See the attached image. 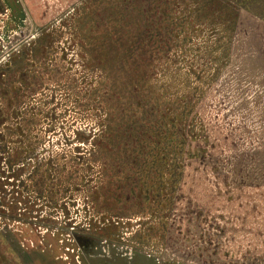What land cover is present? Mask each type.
<instances>
[{"label":"rangeland","instance_id":"1","mask_svg":"<svg viewBox=\"0 0 264 264\" xmlns=\"http://www.w3.org/2000/svg\"><path fill=\"white\" fill-rule=\"evenodd\" d=\"M126 2L135 0H0V264L198 263L205 226L198 234L202 217L186 209V197L178 210L158 211L159 193L146 197L141 185L105 171L111 158L95 146L99 118L129 103L120 89L140 85L141 74L145 95L165 78L199 77L205 122L221 128L214 163L226 173L241 160L246 177L262 171L264 190V0H168L172 12L154 18L185 22L179 32L167 25V64L151 61L147 40L143 69L134 46L102 52ZM174 45H185V61L174 63ZM241 196L250 207L251 196ZM230 228L219 238L248 245V225ZM189 244L195 259L177 254Z\"/></svg>","mask_w":264,"mask_h":264},{"label":"trees","instance_id":"2","mask_svg":"<svg viewBox=\"0 0 264 264\" xmlns=\"http://www.w3.org/2000/svg\"><path fill=\"white\" fill-rule=\"evenodd\" d=\"M131 3L126 2L123 15L121 14L119 18L116 17L118 20L113 21L114 31L107 33L108 36L111 35V38L107 37L103 42V54L108 55L112 47L116 49L117 45L124 42V47L129 48L126 49V53L132 50L133 46L135 47L133 53L143 69L145 63L149 65L150 62L144 49L149 39L152 41L147 43L150 46L152 44L149 54L152 53V56H155L154 59L151 58V61L157 60L158 63L167 64L168 53L165 54L164 51L169 48L171 41L166 42L164 32H179L185 20L162 21V17L154 18L155 15H160L159 13L168 16L172 12V3L170 6L168 0H135L134 5ZM134 15L137 17L133 21L131 19ZM200 19L201 17H197L196 23L200 24ZM167 25L171 27L169 31ZM120 30H123V33ZM193 30L194 28L190 31ZM186 31L181 30L185 39L188 36L185 35ZM136 34L138 40L134 39L133 35ZM178 37L177 33L174 41ZM88 43L91 50L95 43L90 41ZM153 44L161 46L155 51ZM174 47L176 48L174 63L185 61L186 52L183 51L185 45L180 47L174 45ZM102 66H105L104 63ZM162 69L164 72L167 71L164 67ZM193 70L195 74L198 71L197 68ZM134 78H137V75ZM198 78L195 80L198 82L196 84L181 82L175 78L172 80L165 78L160 87L156 84L157 89L150 88L145 95V80L141 74L140 85L132 81L133 85L120 89V92L131 95L129 103L124 104L125 107L123 104L121 106L115 104L113 108L116 112L105 111V118L102 119L103 116L99 118V125L103 131L96 140L95 146L103 151L106 149V153L111 158V163H107L105 171L107 170L110 174L117 172L116 175L131 181L132 185L134 182L141 185L140 189L146 197L159 193L158 197L154 198L157 201L158 211L161 212L168 207L178 210L179 202L186 197L188 205L186 209L189 208L188 210H191L195 217H202L200 224L196 226L197 233L199 234L200 229L205 226L202 229L205 244L202 246L206 250L203 255L197 254L200 259L197 264H264V190L261 191L257 181L262 178V171L258 178L253 177L252 171V177L249 176V178L245 176L241 160L232 162L229 166L230 171L226 173L222 169L223 166L220 168L214 163L213 157L219 150L221 128L210 126L205 122L206 110L202 105L204 87H201ZM176 89L180 92H176ZM181 90L186 91L181 92ZM210 102H212L211 97ZM209 105L207 106L209 108L213 106L212 103ZM208 130L211 132L210 135ZM113 150L115 152L112 153ZM15 158L19 159V156L16 155ZM248 181L251 182L250 185ZM253 181H256V184L252 185ZM248 186L251 187L249 193ZM161 193L165 195L163 196L165 201L159 199L162 196ZM241 195L251 196L252 200L248 204L253 203L250 207L247 204L245 208L241 207V200H243ZM225 196H229L228 199ZM254 196L258 197L256 201ZM224 202L230 209L226 208ZM221 209L229 212L228 217L224 216L220 219L216 214L213 215ZM172 222L174 225L177 219L174 218ZM234 223L237 225H233ZM245 224L248 225V232H245L247 233L245 236H248V245H243L241 242L228 243L223 236L220 238L218 236L232 232L230 226H237L243 230ZM171 237L174 240V235ZM230 244L233 246L230 247ZM189 247L191 248L190 244L183 246L177 254L195 259L193 257L195 247L185 250ZM171 254L173 255L174 252Z\"/></svg>","mask_w":264,"mask_h":264}]
</instances>
